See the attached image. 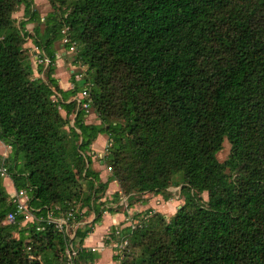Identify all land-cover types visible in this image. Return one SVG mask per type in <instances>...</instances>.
Masks as SVG:
<instances>
[{"label":"trees","instance_id":"obj_1","mask_svg":"<svg viewBox=\"0 0 264 264\" xmlns=\"http://www.w3.org/2000/svg\"><path fill=\"white\" fill-rule=\"evenodd\" d=\"M48 2L53 11L42 19L33 0H0V144L11 187L34 217L5 223L17 209L0 179V264H64L65 241L43 220L48 212L98 222L113 213L102 201L110 182L119 203L133 192L162 195L176 175L183 205L168 222L157 212L118 237L111 231L115 244L126 241L117 264H264V0ZM25 37L49 60L37 66L42 78L25 61ZM64 39L59 56L73 48V65L87 67L78 80L71 71L67 91L54 77V46ZM90 107L98 124L85 122ZM101 135L112 149L102 156L111 171L104 182L91 157ZM224 140L230 152L220 163ZM90 232L75 231V264L95 258L79 247ZM129 246L140 253L127 261Z\"/></svg>","mask_w":264,"mask_h":264},{"label":"rangeland","instance_id":"obj_2","mask_svg":"<svg viewBox=\"0 0 264 264\" xmlns=\"http://www.w3.org/2000/svg\"><path fill=\"white\" fill-rule=\"evenodd\" d=\"M68 2L73 1V0H67ZM32 8L40 15V17L43 19L48 13L53 11V8L51 6V4L48 2V0H33V5ZM23 10H24V6L20 5V6H16L14 12L12 13L11 18L14 21V25L18 27V24L21 20H23ZM33 28L34 25L33 24H28L27 26H25L24 30L27 32V34H30L31 36L33 35ZM44 31V25L43 23L39 26V35H42ZM62 43L63 42H59L56 43L54 46V49L57 51V57H59V59H61L62 61L64 60L62 57L59 56V53H61L62 51H64L63 47H62ZM22 50L24 52V58L26 62H29V64L32 66L34 73H33V77L36 78H42V74L38 73V71H36L37 66L39 65V63L37 62V58L40 54V51L37 50V48L32 44L31 40H28L27 37L24 38V43H23V47ZM74 51H71V53L67 54V60L68 62L65 63L64 65H62V67H60V72H63V75L65 76V78L70 81L71 78V71H76V73H80L78 74L77 78L80 79V75H83L86 72L87 67L86 66H82L80 65H73V59H74ZM35 63V64H34ZM41 66V65H40ZM42 68L44 69V67L42 66ZM68 68V69H67ZM77 78H75V80H78ZM78 82V81H77ZM87 82L90 83L91 82V76H87ZM78 86L80 88H82V82L78 83ZM79 97V95H77ZM61 114L64 115V113L61 111ZM70 120V125H72V120H73V116H70L69 118ZM85 122L88 124H98L99 121L97 120V116L94 112V110L90 107L89 108V112L87 114V116L85 117ZM65 131L68 132V128H65ZM101 142L103 141V143L101 145H98V149L100 152V155L97 154V152H94V154H91L92 157V168L93 170H95L96 172H98L99 174H101L102 172H106L107 174H110L111 171L108 170V165H109V160L106 159H102V156L104 155H108L110 154L111 150L108 151V149H106L108 147L109 142L108 141V137L106 135H101ZM230 152V145L228 144V142L226 140H224L223 144H222V149L217 153L216 158L217 160L222 163L224 162ZM9 153V149L4 146L3 144H0V155H4L6 154V156ZM234 178V176H232V179ZM182 182V176L181 175H176L173 177V183L171 184V186L167 189V191H164V193L162 195H154V197H157V199L154 200L155 209L152 208H147V209H142V211L140 212L139 216L135 219L133 217V213L131 212L130 208H127V205L129 204V206L131 208L134 207V204L137 201H143V200H148L149 198H151V194H148L150 197L148 198H143V195L145 194H140V193H136L133 192L130 195V199L129 201H125L122 204H118V198L116 197L115 201H113V203L116 204V207H112L113 205H107V201L105 202V208H110L112 209V211L116 212H123L125 214V216L127 217V220H125L121 226H123L124 224H127L129 222L130 224H133L134 226L137 224H140L141 219L144 220H149L151 217L154 218L155 214L157 212H159L163 217L164 220L166 222H168V220L171 219V217L174 215V213L176 212V210L181 207L183 205V196L180 194V186ZM11 179L10 177L6 178V179H2V184L4 186V189L8 192H13V187H11ZM79 183L81 185V189H82V194H92L91 191L88 189V184L86 183L85 180L83 179H79ZM200 198L203 201L207 200V195L206 193H203ZM112 202V201H108ZM120 202V200H119ZM129 202V203H128ZM172 206L173 209H170ZM129 209V211H128ZM128 211V212H127ZM84 212V211H83ZM136 214V213H135ZM88 217L83 218V221L86 220ZM82 221V223H83ZM80 226V225H79ZM121 226L118 227L119 231L121 228ZM160 226H158L159 228ZM13 236L15 238H18V234L17 233H13ZM125 247V246H124ZM116 251L117 249H115V255H116ZM140 253V248H134L129 246V256L127 258V261L132 260L133 258H135L136 256H138Z\"/></svg>","mask_w":264,"mask_h":264},{"label":"crops","instance_id":"obj_3","mask_svg":"<svg viewBox=\"0 0 264 264\" xmlns=\"http://www.w3.org/2000/svg\"><path fill=\"white\" fill-rule=\"evenodd\" d=\"M65 52L62 51L59 53L61 56H65ZM64 59V58H63ZM68 60L64 59L63 61L57 58L56 61V71L54 77L58 80L59 86L62 90L67 91L72 88V84L68 81L63 72H60V67L67 63ZM35 64V63H34ZM37 69V68H36ZM68 69V68H67ZM101 138L98 137L97 140L92 144L91 150L92 154L97 152L100 155L98 145H101ZM109 174L105 171L100 174L101 181H105L108 178ZM11 193V192H10ZM117 194L118 198L120 196L119 185L116 181H112L108 184L107 189L104 193L102 201H107V205H113L112 207H116V204L113 203L116 198L114 195ZM152 197L148 200L137 201L134 204L133 208H130L131 212L135 215V213H140L142 209L152 208L155 209L154 200L157 197L151 195ZM150 197L148 194L143 195V198ZM108 201H112L109 202ZM120 202L117 204L119 205ZM172 206L170 209H173ZM94 216L90 215L86 220L81 222L80 227L83 229L91 228V232L83 239L82 244L79 247L86 248L87 250L91 251L92 254L95 256L94 260L88 264H117L114 260L115 255V242L111 239V231L114 229L116 232L119 231L118 227L127 220V217L123 212H114L113 213H103L102 218L98 222H93ZM129 226V222L121 226L122 229L127 228ZM120 229V230H122ZM115 232V233H116ZM78 241L75 242L74 246L78 247Z\"/></svg>","mask_w":264,"mask_h":264},{"label":"built area","instance_id":"obj_4","mask_svg":"<svg viewBox=\"0 0 264 264\" xmlns=\"http://www.w3.org/2000/svg\"><path fill=\"white\" fill-rule=\"evenodd\" d=\"M67 40L64 39L62 42L65 43ZM74 49L71 48L70 51H73ZM37 62L39 64H42L44 66H47L49 63L48 58H37ZM79 76H76V78ZM79 79V78H77ZM87 91L84 90L81 93H79V99H86L88 97ZM84 108H88L87 104L83 105ZM6 157V154L2 155V160L0 161V179H6L9 177L8 175V168L4 164V158ZM110 170V168H108ZM11 202L14 203L16 207V211L14 213H9L5 219V223H13L15 222L16 214H20L23 216V220L21 221L20 225L21 227L26 226L29 223H32L34 221L33 215L30 213L28 205H27V196L23 191L17 192L16 190H13L11 193ZM125 202V198H121L120 204ZM47 223V225H52L53 228L60 233L65 241V251H64V264H75V258L77 254L76 247L74 246V236L75 231L77 227L81 224V222L76 221L75 211L70 209L65 213H62L60 216L55 217L52 212H48L46 215V218L43 219ZM42 221V220H40ZM132 229L134 228L133 224L129 225ZM44 227L40 226L37 227V231L43 230ZM118 237V231L116 232ZM126 245V241L122 242V244H116L115 248H117V254L121 256L122 251L124 249V246ZM30 247L26 248V251H29ZM29 259H34L32 255L28 256Z\"/></svg>","mask_w":264,"mask_h":264}]
</instances>
